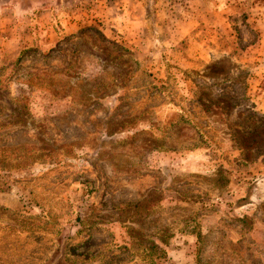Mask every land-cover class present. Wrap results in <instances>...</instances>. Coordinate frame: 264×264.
<instances>
[{
  "label": "rangeland",
  "instance_id": "rangeland-1",
  "mask_svg": "<svg viewBox=\"0 0 264 264\" xmlns=\"http://www.w3.org/2000/svg\"><path fill=\"white\" fill-rule=\"evenodd\" d=\"M181 1L0 0V264H264V10Z\"/></svg>",
  "mask_w": 264,
  "mask_h": 264
},
{
  "label": "crops",
  "instance_id": "crops-1",
  "mask_svg": "<svg viewBox=\"0 0 264 264\" xmlns=\"http://www.w3.org/2000/svg\"><path fill=\"white\" fill-rule=\"evenodd\" d=\"M181 2H184L185 6V10L183 7L184 12H180L181 19H184L188 24L189 32L200 25H222L227 12L235 10L238 5H245L248 17H251L252 14L255 15L253 12L258 11L256 8L264 10V0H182ZM261 35L264 39V35Z\"/></svg>",
  "mask_w": 264,
  "mask_h": 264
}]
</instances>
